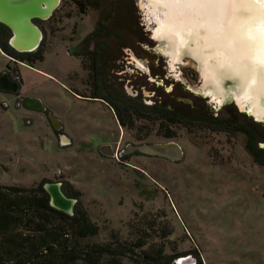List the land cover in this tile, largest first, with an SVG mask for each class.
Listing matches in <instances>:
<instances>
[{
  "label": "rangeland",
  "instance_id": "rangeland-1",
  "mask_svg": "<svg viewBox=\"0 0 264 264\" xmlns=\"http://www.w3.org/2000/svg\"><path fill=\"white\" fill-rule=\"evenodd\" d=\"M118 1L128 4L131 18L143 25L144 33L135 25L134 34L151 38L140 0ZM190 3L194 7L172 5L173 15L195 21L193 26H178L177 48L218 51L222 54L216 56L215 67L247 69L254 54L240 35L234 38L230 32L229 0ZM108 6L102 1L99 8ZM99 17L97 10L82 14L72 0H62L49 20L40 21L44 60L34 67L19 65L20 95L40 99L61 120L71 144L60 145L46 114L17 107L14 95L0 91V105H9L5 110L0 107V185L35 187L43 179L64 183L76 195L79 209L99 227L92 242L109 241L112 233L123 240L143 236L147 247L161 245L167 254L184 253L195 264L198 260L202 264H264V170L246 150L243 134L227 137L222 132L177 127L174 140L184 150L179 164L159 157H120L117 148L132 144L141 133L123 128L124 136L116 139L117 126L107 107L82 97L89 93L84 90L88 73L79 56L81 42ZM207 34L209 39H205ZM141 44L157 46L156 41L146 39ZM238 48H244V56H238ZM8 62L0 50V72ZM181 71L190 85L201 87L192 65ZM259 98L258 94L262 102ZM228 108L236 113L237 123L257 132L263 145L264 127L254 125L235 107ZM158 130L151 123L144 138L162 140ZM103 145H112L117 157L101 154Z\"/></svg>",
  "mask_w": 264,
  "mask_h": 264
},
{
  "label": "flooded vegetation",
  "instance_id": "flooded-vegetation-1",
  "mask_svg": "<svg viewBox=\"0 0 264 264\" xmlns=\"http://www.w3.org/2000/svg\"><path fill=\"white\" fill-rule=\"evenodd\" d=\"M140 5L146 13L147 22L154 21L156 23L153 36L159 42H163L160 49L164 48L163 52L166 55L162 51L141 44L145 39L149 41H153V39L150 36L147 37L146 34L142 35L144 33L141 28L143 25L136 23L131 18V8L128 4L119 2L98 11L100 17L93 29V31L96 30V33L89 41H85L87 36L83 39L79 53L88 73L84 90L89 94L82 97L87 98L85 100L90 102H102L107 107L117 126L116 139L124 136L123 128L141 133L136 136V141L131 142L134 145L178 143L174 140L177 127L220 133L211 130L214 127V120L215 123L224 121L228 127L231 121L236 122V113H230L229 106L235 107L239 114L253 122L254 125L263 126L254 121L252 117L247 116L246 113L241 112L234 103L222 107H218L215 103H222L226 96V82L230 81L233 83V88L229 92L232 94L231 96L237 100L241 109L245 106L243 102H253L247 104L251 110L253 106L251 114L258 120V88L253 93V99L242 97L240 81L237 80L236 74L223 68H215L214 58L210 56L214 55L212 51L167 50L166 44L168 43L161 36L158 21L150 14L149 5L145 2H140ZM158 8L162 10L161 7ZM163 9L168 11L167 6ZM135 25L142 30L139 36L134 34ZM156 56L158 57L155 59ZM186 56L192 57L199 64L202 78L201 87L194 88L190 85L181 71L183 66L189 64V62L182 63ZM161 60L163 65L159 67ZM145 61L148 65H144ZM192 68L200 77L194 65ZM157 69L159 70L158 74H156ZM10 74L12 75L11 71ZM14 96L17 107H24L22 103L24 97L20 93ZM222 108H224V113H219ZM48 112L49 110L44 114L47 116ZM151 123L158 126L162 140L147 141V137L144 138L149 132ZM227 131L222 133L230 137ZM54 133L59 139V135L64 132L62 129L54 131ZM127 145L122 150L118 147L117 152L121 151L122 153ZM123 155L120 157L123 158ZM133 155L141 154L135 152ZM173 163L179 164V162ZM198 263L199 260L196 264Z\"/></svg>",
  "mask_w": 264,
  "mask_h": 264
},
{
  "label": "trees",
  "instance_id": "trees-1",
  "mask_svg": "<svg viewBox=\"0 0 264 264\" xmlns=\"http://www.w3.org/2000/svg\"><path fill=\"white\" fill-rule=\"evenodd\" d=\"M72 1L82 14L88 9L99 11L102 1L108 5L119 2ZM34 22L39 26L40 20ZM95 33L96 30L85 41ZM10 36V30L0 24V50L10 57L7 68L12 74L18 73L17 67L21 64L34 67L44 60V41L34 52L20 53L10 46ZM213 123V131L228 130L230 137L243 134L246 150L264 170V147L255 130L234 121L229 127L224 121L215 123L214 120ZM48 181L43 179L35 187L0 185V264H125V260L130 264H176V259L185 256L184 253L167 254L161 245L147 247L143 236L136 240H123L112 233L109 241H90L98 236L99 227L84 210L79 209V201L74 216L52 208L43 188ZM63 191L68 197L77 198L64 183Z\"/></svg>",
  "mask_w": 264,
  "mask_h": 264
},
{
  "label": "water",
  "instance_id": "water-1",
  "mask_svg": "<svg viewBox=\"0 0 264 264\" xmlns=\"http://www.w3.org/2000/svg\"><path fill=\"white\" fill-rule=\"evenodd\" d=\"M142 1L144 0H140L139 2ZM61 2L62 0H0V24L7 27L11 32V36L9 38L10 46L20 53H30L36 51L44 40V33L34 21L49 20L58 9ZM147 20L148 19H146V21ZM155 27L156 23L154 21H150L148 27L150 30H148L152 35ZM151 38L153 41L157 42L155 50L163 51L164 48L160 49L163 42H159L153 36ZM184 62H189V64L194 65L201 78L200 67L195 59L190 56H186L182 63ZM232 84L233 83L230 81L226 82V96L223 98L221 104H219V102H215L217 106L222 107L224 105L234 103L241 112L246 113L247 116L252 117L254 121L264 126V119L257 120L253 114L249 113V104H246L243 109L240 108L237 100L231 96V93H229L233 88ZM20 90L21 83L13 79L8 68L0 73L1 92L17 95L20 93ZM22 103L25 108H29L37 112L45 113L48 110L44 103L38 98H24ZM47 119L54 131H61L63 129V123L61 120L52 113L48 112ZM59 143L61 146H68L71 144V139L66 134L61 133L59 135ZM262 146L264 147V144ZM99 152L110 158L117 157L111 145L101 146L99 148ZM135 152H138L143 156L159 157L172 162H180L184 154L182 147L178 143L170 142L141 145L128 144L120 156L122 154L131 155ZM43 188L49 196V202L52 208L64 212L69 216H74L78 199L68 197L64 193L62 182L48 181L43 184ZM175 262L176 264H183L185 262L195 264L196 260L193 259L192 256H186L176 259Z\"/></svg>",
  "mask_w": 264,
  "mask_h": 264
},
{
  "label": "bare ground",
  "instance_id": "bare-ground-1",
  "mask_svg": "<svg viewBox=\"0 0 264 264\" xmlns=\"http://www.w3.org/2000/svg\"><path fill=\"white\" fill-rule=\"evenodd\" d=\"M189 1L190 0H175V2L165 0L142 1L149 5L150 14L156 21H158V28H160L161 30V36L168 43L166 44V47L169 51L185 50L183 48H177L178 41L176 31L179 30L178 26H193L195 24L194 18L187 19V21H185L186 17L182 18L181 15H173L171 11L173 10L174 6H176L177 8L194 7L192 3L189 4ZM229 3L232 4L230 10L233 13L230 23V32L233 33L234 38H238L239 35L242 37L245 46L251 49L250 52L254 54V57H252L248 62L247 69L241 68V70H236L232 68L230 70L224 67L223 69L236 74L237 80L240 81L239 84L242 97L245 96L246 99H253V93L255 89L258 87L260 88L258 94L260 96L259 100H262V102H258V120L264 119V3H259L258 0H229ZM165 6H167L168 11H164L163 8H165ZM158 7H161L162 10H160ZM207 7H210V5H208ZM203 31L204 30H201L202 33ZM209 36L210 34H207V36H205V39H209ZM203 38L204 33L202 34L201 40ZM212 52L214 53V55L210 56L214 58V61L216 60V56L222 54L218 51L212 50ZM236 52L238 56L241 57L244 56L245 50L244 48H242L241 50L240 48H238V51ZM162 53L164 52L162 51ZM244 59L246 58L244 57ZM261 59H263V61H261ZM211 68L213 70H216L213 67ZM215 68L219 69L220 67ZM258 74L260 75L259 79ZM247 85L251 86L252 88L248 92L244 89ZM243 103H245L246 105L247 103L251 104L253 102ZM252 110L249 107L250 114ZM183 264H190V262H185Z\"/></svg>",
  "mask_w": 264,
  "mask_h": 264
},
{
  "label": "crops",
  "instance_id": "crops-1",
  "mask_svg": "<svg viewBox=\"0 0 264 264\" xmlns=\"http://www.w3.org/2000/svg\"><path fill=\"white\" fill-rule=\"evenodd\" d=\"M6 57H8L7 55H5ZM8 59L10 60V57H8ZM22 65V64H21ZM19 67V66H18ZM17 67V68H18ZM7 69V68H6ZM5 71V70H4ZM9 71H10V69H9ZM3 72V71H2ZM1 73V72H0ZM17 74H19L20 75V77H21V86H22V84H23V77H22V74H21V72H20V68H18V73ZM12 77H13V74H12ZM22 96V95H21ZM22 97H24V98H26L25 96H22ZM0 107H1V105H0ZM2 108V107H1ZM28 111H32V112H37V111H35V110H32V109H29V108H26ZM38 113H41V112H38ZM43 114V113H42ZM44 115V114H43ZM45 125V124H44ZM54 134V133H53Z\"/></svg>",
  "mask_w": 264,
  "mask_h": 264
},
{
  "label": "built area",
  "instance_id": "built-area-1",
  "mask_svg": "<svg viewBox=\"0 0 264 264\" xmlns=\"http://www.w3.org/2000/svg\"><path fill=\"white\" fill-rule=\"evenodd\" d=\"M13 79L17 82H19L21 80V77L19 74H13ZM1 107L4 108V109H7L9 107V105L7 103H2L1 104Z\"/></svg>",
  "mask_w": 264,
  "mask_h": 264
},
{
  "label": "snow or ice",
  "instance_id": "snow-or-ice-1",
  "mask_svg": "<svg viewBox=\"0 0 264 264\" xmlns=\"http://www.w3.org/2000/svg\"><path fill=\"white\" fill-rule=\"evenodd\" d=\"M259 3H264V0H258Z\"/></svg>",
  "mask_w": 264,
  "mask_h": 264
}]
</instances>
